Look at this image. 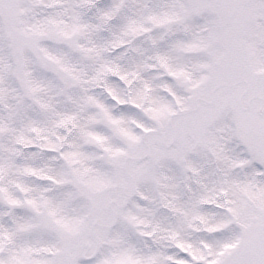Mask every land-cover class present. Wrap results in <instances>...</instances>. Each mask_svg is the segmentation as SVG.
Returning a JSON list of instances; mask_svg holds the SVG:
<instances>
[{
  "label": "snow or ice",
  "instance_id": "obj_1",
  "mask_svg": "<svg viewBox=\"0 0 264 264\" xmlns=\"http://www.w3.org/2000/svg\"><path fill=\"white\" fill-rule=\"evenodd\" d=\"M0 264H264V0H0Z\"/></svg>",
  "mask_w": 264,
  "mask_h": 264
}]
</instances>
